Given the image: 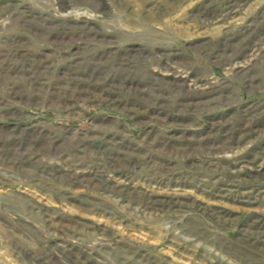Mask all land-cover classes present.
Masks as SVG:
<instances>
[{
    "label": "rangeland",
    "instance_id": "374dc122",
    "mask_svg": "<svg viewBox=\"0 0 264 264\" xmlns=\"http://www.w3.org/2000/svg\"><path fill=\"white\" fill-rule=\"evenodd\" d=\"M0 264H264V0H0Z\"/></svg>",
    "mask_w": 264,
    "mask_h": 264
}]
</instances>
